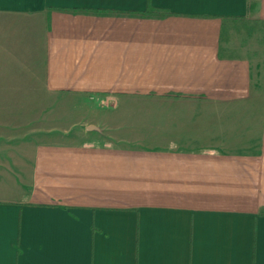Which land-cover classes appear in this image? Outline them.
Wrapping results in <instances>:
<instances>
[{"label": "crops", "instance_id": "0c3cea01", "mask_svg": "<svg viewBox=\"0 0 264 264\" xmlns=\"http://www.w3.org/2000/svg\"><path fill=\"white\" fill-rule=\"evenodd\" d=\"M245 15L264 0H0V264H264V92L220 51ZM61 94L177 95L246 122L194 149L35 138Z\"/></svg>", "mask_w": 264, "mask_h": 264}, {"label": "rangeland", "instance_id": "374dc122", "mask_svg": "<svg viewBox=\"0 0 264 264\" xmlns=\"http://www.w3.org/2000/svg\"><path fill=\"white\" fill-rule=\"evenodd\" d=\"M220 51L227 57L247 59L251 65L253 91L264 92V20L254 15L226 18L221 30ZM201 103L177 95L75 97L61 94L48 101L42 113L36 116L33 134L37 138L56 131L74 142L92 140L94 144L112 146L194 149L202 147L193 136L187 142L193 134L200 139L203 136L213 139L218 135L226 139L243 133L246 119L238 116L237 120L232 115L239 107L226 110L228 119L223 121L228 126L223 127V122L220 126L218 117L211 113L212 106L202 108ZM193 111L200 113L195 120L191 117ZM90 124L99 130H86L85 126ZM203 143L208 146L207 141Z\"/></svg>", "mask_w": 264, "mask_h": 264}, {"label": "water", "instance_id": "95a60500", "mask_svg": "<svg viewBox=\"0 0 264 264\" xmlns=\"http://www.w3.org/2000/svg\"><path fill=\"white\" fill-rule=\"evenodd\" d=\"M85 129H86V130H99V128H98L97 126L92 125V124L87 125V126L85 127Z\"/></svg>", "mask_w": 264, "mask_h": 264}]
</instances>
